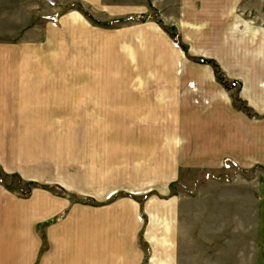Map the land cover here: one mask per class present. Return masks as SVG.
Here are the masks:
<instances>
[{"label":"rangeland","instance_id":"1","mask_svg":"<svg viewBox=\"0 0 264 264\" xmlns=\"http://www.w3.org/2000/svg\"><path fill=\"white\" fill-rule=\"evenodd\" d=\"M88 1L0 0V188L70 264H264V0Z\"/></svg>","mask_w":264,"mask_h":264},{"label":"crops","instance_id":"2","mask_svg":"<svg viewBox=\"0 0 264 264\" xmlns=\"http://www.w3.org/2000/svg\"><path fill=\"white\" fill-rule=\"evenodd\" d=\"M75 1L78 4L86 6L88 0ZM92 2L95 3L96 0H91V4ZM132 4L138 5L135 1ZM151 6L152 0H142V3L138 7L124 10L123 13L132 15L145 14V12H149ZM77 13L75 12V17L82 19V16ZM47 200L52 209L50 211L48 209L46 214L52 212L50 215L40 216V212L45 211L43 208H40V202L36 198V209L28 210L29 201L25 204V213L31 214L24 215L25 213L22 212L23 202L10 193L5 192L3 188H0V264L73 263L74 253L76 251V249L74 250L73 243L76 248L80 246V244H76L77 234H71L72 232L74 233L73 229L75 225L72 221L70 223L68 222L69 218H63L61 221H56L55 219L54 221L53 218L56 214L54 212L59 208L60 202L54 197H47ZM65 206L69 208V202L65 203L64 208ZM107 209L99 208L97 210ZM85 215L101 217L97 213H84ZM27 217H34V225L27 224ZM85 219L87 222L89 221L86 216ZM65 231L70 232L64 238L63 233ZM65 245H68L66 246V251L61 252L60 247H64Z\"/></svg>","mask_w":264,"mask_h":264}]
</instances>
